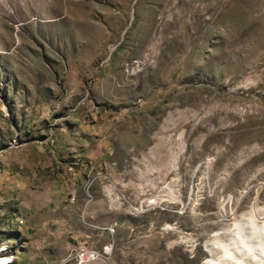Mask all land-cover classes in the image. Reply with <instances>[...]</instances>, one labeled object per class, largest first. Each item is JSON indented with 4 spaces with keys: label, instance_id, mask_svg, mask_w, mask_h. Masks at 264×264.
<instances>
[{
    "label": "rangeland",
    "instance_id": "1",
    "mask_svg": "<svg viewBox=\"0 0 264 264\" xmlns=\"http://www.w3.org/2000/svg\"><path fill=\"white\" fill-rule=\"evenodd\" d=\"M93 134L115 139L114 163L89 156ZM49 137L51 164L35 156ZM135 144L147 149L123 151ZM46 174L79 192L88 264H203L215 232L264 206V0H0L7 256H21V192Z\"/></svg>",
    "mask_w": 264,
    "mask_h": 264
},
{
    "label": "crops",
    "instance_id": "2",
    "mask_svg": "<svg viewBox=\"0 0 264 264\" xmlns=\"http://www.w3.org/2000/svg\"><path fill=\"white\" fill-rule=\"evenodd\" d=\"M103 51L100 45L95 55L100 56ZM109 56L110 54L106 56L107 59H109ZM109 127H111V125ZM96 131H98V127ZM128 136L132 137L130 133ZM91 138L93 144L89 156L96 158V163H98V161L107 163L104 159L114 163V159L117 156L115 155V146L113 144L115 139H113L110 134L106 137L100 134H93ZM47 140L51 141L50 145L44 144L41 150L38 149V151L35 152V156H46L49 161L48 163L51 164L52 161H56L55 157L52 155V150H55V147L51 137ZM137 147L141 149L140 151L147 149V146L141 148L135 144L128 145L126 148H123V151L128 152ZM72 154L77 153L73 152ZM77 158L79 157L74 155L72 160H76ZM66 160L67 159L64 158L62 163ZM105 166L106 173L113 176L115 168H111L109 164H105ZM119 171L121 174L125 173L123 166L119 168ZM114 184L119 186V188H126L127 186L124 182H115ZM29 186L30 187H28L26 191L21 192L23 200L19 203V206L22 208V212L19 211V213L16 214V222L20 224L19 232H16V240L20 244L17 249L21 256L18 257L13 255V263H72L77 244L80 245L77 240L81 238L83 231L78 221V211L81 209L79 192L74 188L72 182L57 181V179L53 178L51 175L43 177L42 182L33 179ZM102 187H105L104 183H100L99 181H95L92 184V189L96 194V198L92 203V208L96 212L97 220L100 222V225L111 226V221H115L114 214L112 213L114 207L101 200V197L104 196V193H101ZM71 196L74 197L73 202L70 201ZM59 205L64 207L61 211H57ZM54 207L56 211H52ZM122 224L123 229L127 230L128 227L125 225L124 221ZM104 231L105 229L99 230L96 237L99 239L102 238L105 234Z\"/></svg>",
    "mask_w": 264,
    "mask_h": 264
},
{
    "label": "bare ground",
    "instance_id": "3",
    "mask_svg": "<svg viewBox=\"0 0 264 264\" xmlns=\"http://www.w3.org/2000/svg\"><path fill=\"white\" fill-rule=\"evenodd\" d=\"M219 209L224 211L222 206ZM213 236H223L225 240L217 238L212 243L205 242L203 249L208 257L203 264H264V206L253 209L251 215L241 214L232 228L215 232ZM11 263L13 258L5 255V248H0V264Z\"/></svg>",
    "mask_w": 264,
    "mask_h": 264
},
{
    "label": "built area",
    "instance_id": "4",
    "mask_svg": "<svg viewBox=\"0 0 264 264\" xmlns=\"http://www.w3.org/2000/svg\"><path fill=\"white\" fill-rule=\"evenodd\" d=\"M141 63L139 61L135 62L134 66H130L132 70L136 67L140 68ZM83 219V217H82ZM99 258V254L86 249H80L74 256V261L76 264H88L90 262L96 261Z\"/></svg>",
    "mask_w": 264,
    "mask_h": 264
}]
</instances>
